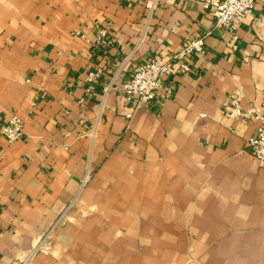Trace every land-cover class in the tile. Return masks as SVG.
I'll use <instances>...</instances> for the list:
<instances>
[{
	"label": "crops",
	"instance_id": "obj_1",
	"mask_svg": "<svg viewBox=\"0 0 264 264\" xmlns=\"http://www.w3.org/2000/svg\"><path fill=\"white\" fill-rule=\"evenodd\" d=\"M201 1L0 0V126L24 120L12 142L0 129V264H264L257 123L225 115L234 97L264 105V0L236 38ZM187 36L205 38L190 70L128 101L138 65Z\"/></svg>",
	"mask_w": 264,
	"mask_h": 264
},
{
	"label": "built area",
	"instance_id": "obj_2",
	"mask_svg": "<svg viewBox=\"0 0 264 264\" xmlns=\"http://www.w3.org/2000/svg\"><path fill=\"white\" fill-rule=\"evenodd\" d=\"M159 0H146V7L151 11ZM258 0H203L202 6L211 9L216 20V25L222 27L237 37V30L240 25L252 15L255 3ZM110 22L104 25H97L93 46L103 47L111 43ZM205 52V38L187 36L183 42L181 50L171 54L167 60L149 58L146 62L138 65L136 70L127 78L122 87L123 96L131 101L136 99L140 103L148 104L156 97L157 89L161 81L174 74L186 73L190 70L189 57L193 54H203ZM100 69L90 71L87 81H92L98 75ZM29 81V80H28ZM167 92L169 86H165ZM47 96V91L41 88L34 97L32 107L35 108L37 100ZM83 101V99L81 100ZM31 108V112L34 109ZM225 115L232 118H241L245 121L254 120L257 123L254 134L249 138L248 144L253 156L264 165V105L250 104L244 107L239 98L234 97L229 106L226 107ZM1 133L10 142L23 135L24 120L17 114H12L1 126ZM38 247L33 251L32 256L38 251ZM32 258V257H31ZM31 258L21 261L18 264H33Z\"/></svg>",
	"mask_w": 264,
	"mask_h": 264
},
{
	"label": "rangeland",
	"instance_id": "obj_3",
	"mask_svg": "<svg viewBox=\"0 0 264 264\" xmlns=\"http://www.w3.org/2000/svg\"><path fill=\"white\" fill-rule=\"evenodd\" d=\"M76 200H73L70 204H69V206H68V208L66 209V211H65V213L63 212L61 215H60V217H59V219L57 220V222L54 224V225H52L42 236H41V238H40V241H39V243H38V252H49L51 249H52V242H53V237H54V232H55V230H56V227H60V226H62L64 223H62V224H60V226L58 225L60 222H61V219L62 218H66V213H68L69 212V210L72 208V207H74L75 205H76ZM93 212H94V209H92V208H88V209H86V210H84V212L83 213H85V214H89V215H92L93 214ZM67 219H68V217H67ZM67 219H65L66 221H67Z\"/></svg>",
	"mask_w": 264,
	"mask_h": 264
}]
</instances>
